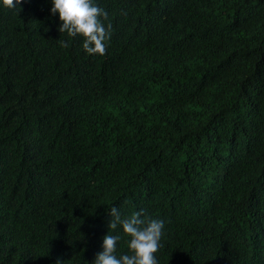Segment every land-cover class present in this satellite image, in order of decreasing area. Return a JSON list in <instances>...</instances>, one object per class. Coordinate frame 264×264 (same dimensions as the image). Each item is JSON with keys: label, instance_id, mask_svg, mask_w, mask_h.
Here are the masks:
<instances>
[{"label": "trees", "instance_id": "obj_1", "mask_svg": "<svg viewBox=\"0 0 264 264\" xmlns=\"http://www.w3.org/2000/svg\"><path fill=\"white\" fill-rule=\"evenodd\" d=\"M95 3L103 56L0 0V264H93L113 206L158 264H264V0Z\"/></svg>", "mask_w": 264, "mask_h": 264}, {"label": "clouds", "instance_id": "obj_2", "mask_svg": "<svg viewBox=\"0 0 264 264\" xmlns=\"http://www.w3.org/2000/svg\"><path fill=\"white\" fill-rule=\"evenodd\" d=\"M22 0H2V4L10 9L18 8ZM51 13L59 15L60 33L69 37L83 38L82 48L89 55L103 56L112 36V24L105 25L108 14L98 6L95 0H52ZM21 11V9H20ZM61 47H69V43L61 41ZM111 217L108 234L103 237L102 251L93 264H158L155 254L159 251L164 235L165 222L152 219L142 212H134L130 216H122L113 206L109 211ZM128 237L129 254L117 257V244L120 234H113L117 228ZM57 264H60L57 261Z\"/></svg>", "mask_w": 264, "mask_h": 264}]
</instances>
